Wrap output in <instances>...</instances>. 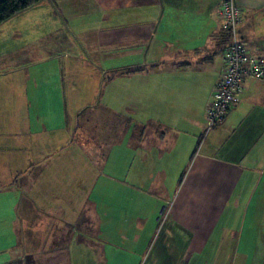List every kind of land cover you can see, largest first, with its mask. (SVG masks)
<instances>
[{
  "label": "crops",
  "instance_id": "obj_1",
  "mask_svg": "<svg viewBox=\"0 0 264 264\" xmlns=\"http://www.w3.org/2000/svg\"><path fill=\"white\" fill-rule=\"evenodd\" d=\"M221 1L40 0L0 23V264H107L109 234L115 264H264V80L203 136ZM234 1L264 61V0Z\"/></svg>",
  "mask_w": 264,
  "mask_h": 264
},
{
  "label": "built area",
  "instance_id": "obj_2",
  "mask_svg": "<svg viewBox=\"0 0 264 264\" xmlns=\"http://www.w3.org/2000/svg\"><path fill=\"white\" fill-rule=\"evenodd\" d=\"M217 13L229 32V40L223 49L220 73L206 103L203 136L224 120L230 107L237 100L242 81L246 78L264 80V61L248 56L246 44L237 32L241 8L234 0H222Z\"/></svg>",
  "mask_w": 264,
  "mask_h": 264
},
{
  "label": "rangeland",
  "instance_id": "obj_3",
  "mask_svg": "<svg viewBox=\"0 0 264 264\" xmlns=\"http://www.w3.org/2000/svg\"><path fill=\"white\" fill-rule=\"evenodd\" d=\"M219 124H217V125H219ZM96 142H97V144L100 143V141H96ZM99 150H102V149L99 148ZM93 160L95 162H97L94 157H93ZM100 162L101 161H99L98 164H100ZM94 170H92V172H88L87 175H92L93 178H95V176L98 175V177L100 178V175H99L100 172H96V169L95 168H94ZM80 191L83 194H86L87 193V189H85V188H82ZM92 192H93V194L91 195L92 197L102 198L103 199L102 202L105 200L104 204H102L101 201H98V203H96V202L95 203H92L91 207L94 210L93 215L96 213L100 219H103L104 220V222L102 224H106L108 222V220H110L111 217L112 218L113 217L115 218L116 213H117V204H116V200H115L117 198L116 197V188H115V186L110 185L109 186V189H107V191L106 192H103V194H101V195H100V189H98V188L92 189ZM87 197H88L89 204H91V200H90L91 197H90V195L87 196ZM106 216H108L109 218L106 217ZM77 223H78V221H77ZM111 223H112V221H110V224ZM109 227H111V226H109ZM108 236H109V240H110V242H108V246H107V247H110V251L108 253V254H110L109 261H112L113 260L114 261V264H115L116 261H117V259H116L117 254H116L115 251L114 252H111V249H112V247L114 245L113 244V240L117 239V240H119L121 242V244H123V247L126 250V252L120 251L119 249L117 250V252H121V253L123 252V255L124 256H128L130 254V251L128 250V247H127L128 244H129V241H124L122 239H118V237L115 236L114 234H109ZM146 255H147V253H146ZM146 255H145V257H146ZM134 259L135 258L131 259V261H132L131 263L132 264H136V262H134ZM109 261H108L107 264H113V261H112V263H109ZM142 264H143V262H142Z\"/></svg>",
  "mask_w": 264,
  "mask_h": 264
},
{
  "label": "trees",
  "instance_id": "obj_4",
  "mask_svg": "<svg viewBox=\"0 0 264 264\" xmlns=\"http://www.w3.org/2000/svg\"><path fill=\"white\" fill-rule=\"evenodd\" d=\"M40 0H0V23L12 16L13 14L26 9ZM238 32V30H237ZM222 44L225 47L229 38V32L223 26L221 31ZM239 35V33H238ZM223 47V49H224ZM226 117V116H225ZM216 126V125H215ZM214 126V127H215ZM204 133V132H203Z\"/></svg>",
  "mask_w": 264,
  "mask_h": 264
}]
</instances>
